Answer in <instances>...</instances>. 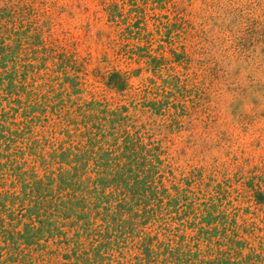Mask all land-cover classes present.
Segmentation results:
<instances>
[{
  "label": "trees",
  "instance_id": "1",
  "mask_svg": "<svg viewBox=\"0 0 264 264\" xmlns=\"http://www.w3.org/2000/svg\"><path fill=\"white\" fill-rule=\"evenodd\" d=\"M6 17L0 264H264V228L240 222L238 209L201 189L197 175L178 174L137 115L165 116L162 94L144 90L126 104L83 99V78L69 73L83 71L78 61L37 33L41 55L32 62L40 64H20L5 42L17 35L15 16ZM126 30L138 39L141 22ZM106 85L122 97L132 88L120 71Z\"/></svg>",
  "mask_w": 264,
  "mask_h": 264
},
{
  "label": "rangeland",
  "instance_id": "2",
  "mask_svg": "<svg viewBox=\"0 0 264 264\" xmlns=\"http://www.w3.org/2000/svg\"><path fill=\"white\" fill-rule=\"evenodd\" d=\"M8 14L17 35L5 42L20 64H40L32 59L41 33L83 67L69 71L83 78V99L126 104L144 90L162 94L165 116L137 115L177 173L197 175L240 222L264 228V0H0V39L12 28ZM137 20L141 37L129 38ZM114 71L129 78L126 97L106 85Z\"/></svg>",
  "mask_w": 264,
  "mask_h": 264
}]
</instances>
